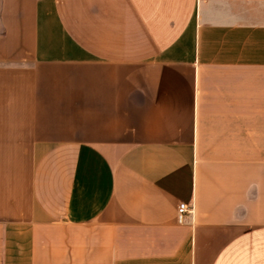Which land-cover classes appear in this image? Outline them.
<instances>
[{
  "label": "crops",
  "instance_id": "obj_1",
  "mask_svg": "<svg viewBox=\"0 0 264 264\" xmlns=\"http://www.w3.org/2000/svg\"><path fill=\"white\" fill-rule=\"evenodd\" d=\"M0 264H264V0H0Z\"/></svg>",
  "mask_w": 264,
  "mask_h": 264
},
{
  "label": "built area",
  "instance_id": "obj_2",
  "mask_svg": "<svg viewBox=\"0 0 264 264\" xmlns=\"http://www.w3.org/2000/svg\"><path fill=\"white\" fill-rule=\"evenodd\" d=\"M191 212V209L187 204L180 203L177 207V222L183 223L186 214H189Z\"/></svg>",
  "mask_w": 264,
  "mask_h": 264
}]
</instances>
